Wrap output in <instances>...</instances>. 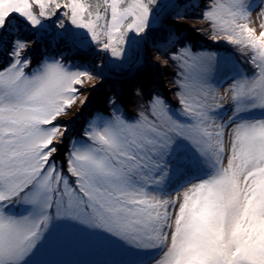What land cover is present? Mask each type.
Segmentation results:
<instances>
[{"label": "snow or ice", "instance_id": "1", "mask_svg": "<svg viewBox=\"0 0 264 264\" xmlns=\"http://www.w3.org/2000/svg\"><path fill=\"white\" fill-rule=\"evenodd\" d=\"M189 9H202L195 18L225 52L193 50ZM257 9L264 17V0H0V264H68L38 259L62 227L109 246L114 258L93 264H264ZM162 20L153 46L165 58L151 63L174 66L176 104L136 87L135 113L117 92L81 121L85 93L142 65ZM46 39L53 52L35 59ZM89 49L105 59L65 54Z\"/></svg>", "mask_w": 264, "mask_h": 264}, {"label": "rangeland", "instance_id": "2", "mask_svg": "<svg viewBox=\"0 0 264 264\" xmlns=\"http://www.w3.org/2000/svg\"><path fill=\"white\" fill-rule=\"evenodd\" d=\"M128 0H125L127 3ZM202 9H196L194 12L189 9L190 18L188 19L189 26L182 29L183 35L188 37L190 43L193 45V50L197 49H212L219 50L222 53L225 52L229 46L221 42L220 44H215L212 40L208 38L207 33L210 32L207 23H202L195 17L199 15ZM259 10L253 12L249 26L255 28L257 34L260 31H264L261 25H264V17L258 15ZM167 23L162 20L160 23L154 26L153 29H157L154 33L161 34L167 28ZM195 28H200L201 31H195ZM131 35V34H129ZM160 40V39H159ZM154 41L148 40L145 45L149 49L145 60L146 70L143 72H136V63H133L131 67H128L126 72L120 73V71H111L103 83H99L98 86L90 91L86 92L85 95L91 96V103L88 105L87 109L84 111L83 116L79 119L84 120L88 113L95 109H103L107 107V98L117 92H120L123 96V101L126 109L129 113H135L138 110V105L143 103V101L134 95L133 90L136 87H146L149 91L153 86L157 87L160 91L164 92L168 99L176 104L175 92L168 91V89L173 88V71L174 66L169 68H162L163 78L156 79L152 71V60H162L165 57L159 52V50L153 46ZM49 41L46 39L41 42L34 50L33 57L39 59L45 49L49 52H53V48L49 47ZM63 48V45L55 48L58 52ZM141 48V53H142ZM69 59L76 64H86L90 65L105 59L103 53H98L95 49H89L84 52H66L65 53ZM238 59L241 57L237 56ZM136 59V57L134 58ZM223 91V90H222ZM77 111L74 107L69 115H72ZM259 117L260 113L257 111L255 113ZM114 257L110 254L109 246L101 240L99 237H87L79 233L76 229H70L67 227H62L59 230V240L55 244L50 254L44 257H38V259H48L54 261L68 262V264H93V262H102L105 260L113 259ZM130 259H136L137 257H125Z\"/></svg>", "mask_w": 264, "mask_h": 264}, {"label": "bare ground", "instance_id": "3", "mask_svg": "<svg viewBox=\"0 0 264 264\" xmlns=\"http://www.w3.org/2000/svg\"><path fill=\"white\" fill-rule=\"evenodd\" d=\"M149 52V49L147 48V46L144 44L143 45V49H142V53L141 56L143 57V64L142 65H136V72L137 71H141L143 72L144 69L146 70V66H145V60L147 57V54ZM154 70V72H151L152 74H154V77H156V79H161V77L163 78V71L162 68L158 67L157 65H152V71Z\"/></svg>", "mask_w": 264, "mask_h": 264}, {"label": "trees", "instance_id": "4", "mask_svg": "<svg viewBox=\"0 0 264 264\" xmlns=\"http://www.w3.org/2000/svg\"><path fill=\"white\" fill-rule=\"evenodd\" d=\"M87 3H90V4H93L95 5L97 2H100L102 3V0H86ZM154 31H157V29H153L150 33H149V39L150 41H157L159 39L162 38V36L164 35V32H162L161 34L159 33H154ZM62 46V45H61ZM206 49H209V48H206ZM135 58V57H134ZM135 60V59H134ZM128 68L126 69H122V70H119L120 73H123V72H126Z\"/></svg>", "mask_w": 264, "mask_h": 264}]
</instances>
